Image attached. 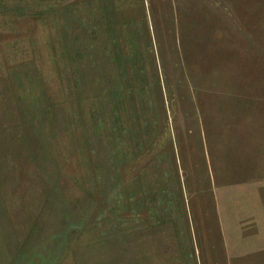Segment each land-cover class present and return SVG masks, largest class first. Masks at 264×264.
Returning a JSON list of instances; mask_svg holds the SVG:
<instances>
[{
  "label": "rangeland",
  "instance_id": "1",
  "mask_svg": "<svg viewBox=\"0 0 264 264\" xmlns=\"http://www.w3.org/2000/svg\"><path fill=\"white\" fill-rule=\"evenodd\" d=\"M0 264H264V0H0Z\"/></svg>",
  "mask_w": 264,
  "mask_h": 264
}]
</instances>
